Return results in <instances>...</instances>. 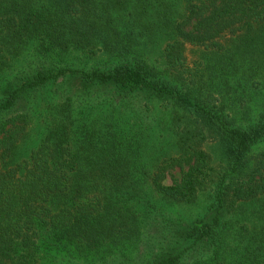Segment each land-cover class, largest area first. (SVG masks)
Instances as JSON below:
<instances>
[{
    "label": "trees",
    "instance_id": "1",
    "mask_svg": "<svg viewBox=\"0 0 264 264\" xmlns=\"http://www.w3.org/2000/svg\"><path fill=\"white\" fill-rule=\"evenodd\" d=\"M261 22H264V0H187L184 12L165 0L159 4L146 0H0V63L12 53L11 45L15 40L29 38L37 41L39 51L46 56L55 53L61 58L70 49L89 54L102 50L118 55L120 61L113 68L93 72L71 70V74L80 73L91 84L113 85L121 94L119 97L137 90L164 99L172 97L171 105L194 115L198 113L200 119H204V115L212 119L213 135L224 145L228 144L232 168L236 169L251 147L264 140V106L256 121L240 127L217 107H211V102L195 100L168 83L150 77L135 61L127 58V53L141 37L147 42L152 41L154 35L164 34L168 40L164 50L168 64L185 67L179 46L182 41L199 45L210 42L221 48L214 39L222 33L236 25L253 28ZM252 43L256 54L261 55L262 36ZM55 60L48 68L59 67L56 65L60 63ZM62 68L65 69H49L34 75L33 80L11 92L6 101L0 103V109L15 105L32 87L69 71L66 66ZM27 116L16 113L0 121V264H44L41 236L48 239L52 249L76 255H87L105 244L112 246L119 239L138 233L139 223L145 221L140 219L139 206L145 205L147 217L158 208L151 195L145 196V184L163 198L193 202L209 169L207 153L192 145L183 148L177 156L162 160L148 176L146 170L135 166L126 155L115 152L112 158L104 150L110 149L109 145L97 146L93 138L84 142L80 150L73 149V131L65 121L56 125L42 148L31 156L27 163L30 169L11 179V172H3L2 167L8 164L27 129ZM173 170L179 175L175 176ZM169 175L172 182L166 184L164 181ZM226 175L215 190L219 207L216 219L228 200L236 204L264 195V150L243 177L228 181ZM113 187L137 199V204L132 206L137 213H120L115 218L114 200L108 197ZM204 228L205 225L189 232L186 244L161 258L159 264H177L188 250L205 238L204 232L211 233V227ZM199 231L202 233L197 234ZM249 246L246 244L248 264L259 261L264 264V235L258 239L256 249L250 250ZM239 262H244V257H240Z\"/></svg>",
    "mask_w": 264,
    "mask_h": 264
},
{
    "label": "rangeland",
    "instance_id": "2",
    "mask_svg": "<svg viewBox=\"0 0 264 264\" xmlns=\"http://www.w3.org/2000/svg\"><path fill=\"white\" fill-rule=\"evenodd\" d=\"M165 1L185 11L187 0ZM241 28L236 25L214 39L221 48L210 42L207 45L179 43L185 67L168 64L164 52L168 40L164 34L154 35L153 40L147 42L141 37L127 53V58L135 61L150 77L168 83L174 90L189 94L195 100L211 102V107H217L235 124L245 127L259 118L264 106V48L259 43L261 55H257L252 43L259 41L261 36L264 40V22L253 28ZM38 47L37 41L30 38L12 43V53L0 63V103L40 72L65 69L63 66L69 71L32 87L15 105L0 109V121L16 113L28 115L27 129L13 149L8 164L2 167L3 172H11V179L30 169L27 163L31 156L42 148L56 125L65 121L73 131V149L80 150L84 142L93 138L97 146L109 145L111 150H104L112 158L115 152L126 155L135 166L146 170L148 176L162 160L177 156L183 148L192 145L203 149L209 159L207 175L193 202L163 198L145 184V196L151 195L158 208L147 217L145 205L139 206L140 219L145 221L139 223L137 234L119 239L112 246L105 244L87 255L52 249L48 239L41 236L44 264H159L161 258L186 244L189 232L204 225L208 230L212 228L211 233L204 232L205 238L188 250L177 264H248L246 244L249 246L252 242L249 249H256L258 239L264 235V195L236 204L228 200L216 219L219 207L215 190L224 174L228 181H233L250 171L256 156L264 150V140L254 144L246 159L233 169L228 144L224 145L213 135L212 119H206L205 115L200 119L198 113L194 115L171 105L172 97L164 99L143 90L119 97L121 94L113 85L91 84L82 74H71V70L93 72L113 68L120 61L118 55L102 50L89 54L70 49L60 58L55 53L46 56ZM53 59L60 63L56 65L58 68H48ZM172 173L179 175L177 170ZM171 182L169 175L164 183ZM123 193L115 187L108 192V197L114 200L115 218L120 213H137L132 207L137 199ZM240 257H244V262H239Z\"/></svg>",
    "mask_w": 264,
    "mask_h": 264
}]
</instances>
